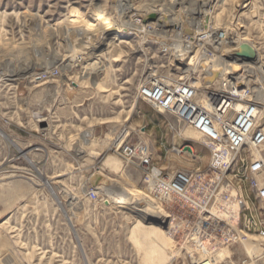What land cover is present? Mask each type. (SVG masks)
Segmentation results:
<instances>
[{"label": "rangeland", "instance_id": "rangeland-1", "mask_svg": "<svg viewBox=\"0 0 264 264\" xmlns=\"http://www.w3.org/2000/svg\"><path fill=\"white\" fill-rule=\"evenodd\" d=\"M152 10L166 18V34L122 32L130 30L122 12L143 16ZM105 14L106 25L100 19ZM175 25L189 35L207 26L230 32L223 50L227 62L220 61L215 79L225 68L238 72L245 63L264 64V0H0V70L8 80L2 102L10 118L8 126L0 118V264H191L168 235L167 221L110 207L109 200L120 197L107 191L126 189L141 209L157 208L144 192L138 196L142 173L110 152L124 130L126 141L148 144L158 166H181L170 158L172 145L183 144L168 128L176 124L174 118L136 99L147 78L166 73L180 81L192 66L165 53L172 49L176 55ZM103 26L104 36L83 40ZM101 40L105 45L96 49ZM246 46L255 54L252 61L240 57ZM86 50V71L38 79L60 59ZM198 72L193 82L200 78L203 86L219 85ZM39 117L45 121L38 123ZM88 139L94 141L91 149L83 144ZM184 144L197 151L199 165L208 163L201 143ZM79 147L88 152L78 156ZM93 189L107 202L88 200ZM250 243L218 254L230 257L227 264H242L253 249ZM262 245L263 255L256 252L254 264H264Z\"/></svg>", "mask_w": 264, "mask_h": 264}, {"label": "built area", "instance_id": "built-area-1", "mask_svg": "<svg viewBox=\"0 0 264 264\" xmlns=\"http://www.w3.org/2000/svg\"><path fill=\"white\" fill-rule=\"evenodd\" d=\"M126 14L132 29L122 30L125 35L158 30L166 34L160 16L156 22L145 23L152 13ZM175 28L179 31L172 41L176 55L172 49L165 53L180 58V65L192 66L180 81L166 73L147 78L138 85L136 99L174 118L176 124L168 128L183 144L172 145L170 158L181 166L173 170L158 166L147 143L126 141L127 130L117 135L109 149L127 167L142 173L143 198L166 214L167 233L188 254L191 264H227L230 257L217 260L218 253L264 237V64L245 63L238 72L231 67L221 74L218 86H203L200 78L193 82L198 69H202L200 76L211 79L215 65L226 61L223 50L231 35L210 26L191 35L183 27ZM89 51L72 54L38 79L61 80L83 70ZM7 82L6 76H0V118L6 126L10 118L3 113L2 91ZM188 129L201 136L200 143L208 152L205 166L197 162V151L184 144ZM86 197L107 202L100 200L97 189L88 191ZM242 264H254L253 258Z\"/></svg>", "mask_w": 264, "mask_h": 264}, {"label": "bare ground", "instance_id": "bare-ground-1", "mask_svg": "<svg viewBox=\"0 0 264 264\" xmlns=\"http://www.w3.org/2000/svg\"><path fill=\"white\" fill-rule=\"evenodd\" d=\"M151 13H156V11H153L152 10V12ZM122 15H124L123 17H127V14H126V11H124V12H122L121 13ZM157 14V13H156ZM158 15V19H159V13L157 14ZM162 17V16H161ZM104 19L105 20V22H103V24H105L106 25V23H108V22H110V20H109V17H108V15L107 14H105V15H103V17H101L100 19ZM161 21H163V24H164V26H166L165 24H166V22H165V20H166V18H161L160 19ZM158 21V20H157ZM129 21L127 20L126 21V23L124 22V24H125V26L126 27H128L129 29H132V27H131V25L128 23ZM175 26H177V25H175ZM178 26H180V25H178ZM183 27V26H182ZM101 32H96V33H92V34H90V35H86L85 37H83V40H85V39H87V38H89V37H93L94 38V36L96 35V34H98V33H100V35L101 36H104V34L106 33V29H105V26H103V29H101L100 30ZM126 31V30H125ZM159 32V31H158ZM158 32H156V33H158ZM164 32V31H163ZM162 34V33H161ZM160 35V34H159ZM170 38H171V36H170ZM73 40V39H72ZM89 43V42H88ZM95 43V42H94ZM87 44V43H86ZM92 44V43H91ZM78 45V44H77ZM69 46H74V44H73V41H72V43L69 45ZM87 47V46H86ZM74 49V48H73ZM71 52V51H70ZM56 57V56H55ZM59 60V59H58ZM59 62L61 63V59L59 60ZM58 62V63H59ZM96 65H99L100 64V62H97V63H95ZM205 66V65H204ZM216 67L214 68V70H213V76L211 77V80L209 81V82H211L212 80H214L215 78H216V76L220 73V71L222 70L221 69V66L219 65V64H216L215 65ZM30 67V66H29ZM224 67V66H223ZM25 70H26V68H25ZM24 70V71H25ZM32 70H33V68H32ZM225 72L228 70V68H225V69H223ZM15 72H18L17 70L16 71H14V73ZM20 72V71H19ZM64 72H67L65 69H64ZM80 72V71H79ZM0 76H2V77H5V74H3L2 72H1V70H0ZM218 81L219 83H220V77H218V79H215V81ZM75 84V83H74ZM99 84V83H98ZM214 86H218L217 84H214ZM45 97V96H44ZM38 119H40V121L41 122H43L44 120H42L41 119V117H39ZM111 122V121H110ZM262 122V121H261ZM105 123H109V122H105ZM261 127H262V125H261ZM263 128V127H262ZM263 131H264V128H263ZM90 132V131H89ZM114 132V131H113ZM192 135L193 136V138L192 137H188V135ZM90 135V134H89ZM88 135V136H89ZM90 138H91V136H89ZM185 137L187 138V139H189V140H191V141H193V142H198V143H200V141H201V136L196 132V131H194V130H192V129H188L186 132H185ZM84 143H86V145L89 147L88 149H91L90 147H91V145L94 143V141H92L91 139H88V140H83V144ZM83 148V147H82ZM85 149V148H84ZM87 149V148H86ZM87 149V150H88ZM85 152H88V151H86V150H83V149H78V150H76V154L78 155V156H83V154H85ZM110 158V157H109ZM108 159V158H107ZM111 160V159H110ZM105 163V162H104ZM103 165V164H102ZM107 165V164H106ZM109 165V164H108ZM111 166V165H110ZM113 167H115V166H113ZM101 169H103V167L101 166L100 167ZM114 170V169H113ZM103 171V170H102ZM20 177V176H19ZM10 178V177H9ZM116 181V180H115ZM109 185V184H108ZM99 186V185H98ZM48 187H50V186H48ZM51 189V188H50ZM110 194H112V195H115V196H118V197H120V199L119 200H117V199H114V200H109V206L111 207L112 205H117L118 206V208H120V209H125V210H129V211H131V212H134V213H136V214H141L142 216H144L143 214L145 213H149L148 214V216H151V215H155L156 214V216H151V219H161V220H165V221H167V217L165 216V215H162L163 213H162V211H161V209H159L158 207V209H159V211H158V209L157 208H155V207H149V208H147V210H143V209H141L139 206H138V204L137 203H135V202H133V200L135 199V194L133 193V192H129V191H127L126 189H123V188H120L119 189V187H115L114 189H109V190H107ZM137 193H138V196L139 195H143L142 194V190H139V191H137ZM136 193V194H137ZM138 196H136V197H138ZM74 202H75V200H74ZM78 204V203H77ZM157 210V211H156ZM148 216H144V218H148ZM153 217V218H152ZM259 242H264V237H253L252 239H251V243H250V247L252 246V250L250 251V257H252L253 258V256L255 255V253L256 252H258V254H261V255H263V253H260V251H259V246L258 245H256V244H254V243H259ZM256 250V251H255ZM262 250V249H261ZM226 251L227 250H224V253H226ZM262 252V251H261ZM224 255L225 254H219L218 255V257H217V260L218 259H223V257H224Z\"/></svg>", "mask_w": 264, "mask_h": 264}, {"label": "water", "instance_id": "water-1", "mask_svg": "<svg viewBox=\"0 0 264 264\" xmlns=\"http://www.w3.org/2000/svg\"><path fill=\"white\" fill-rule=\"evenodd\" d=\"M157 20H158V15L156 13H152L144 20V22L151 23V22H156ZM103 45H105V40H101L98 44L95 45V47L96 49H100V47H102ZM240 57L243 58L244 60L252 61L255 59V54L252 52V50L249 47L246 46L244 49V54L240 55ZM217 64L220 65L221 63L218 62Z\"/></svg>", "mask_w": 264, "mask_h": 264}, {"label": "crops", "instance_id": "crops-1", "mask_svg": "<svg viewBox=\"0 0 264 264\" xmlns=\"http://www.w3.org/2000/svg\"><path fill=\"white\" fill-rule=\"evenodd\" d=\"M83 70L86 71V67H84ZM87 70H89V69H87ZM89 74H91V72H90ZM75 84H77V82H75ZM79 85H82V84L79 83V84H78V87H79ZM102 123H103V122H102ZM84 144H85V143H84ZM58 147H59V146H54L55 149H58ZM60 147H61V146H60ZM86 147H88V146L86 145ZM80 148L83 149L82 147H79L78 149H80ZM46 149H47V148H46ZM61 149H62V148H61ZM61 149H58V150H59V151H62ZM78 149H76V150H78ZM76 150H75V152H76ZM11 180L13 181V179H11ZM32 184H33V183H32ZM34 185H35V186H39L37 183H35Z\"/></svg>", "mask_w": 264, "mask_h": 264}]
</instances>
